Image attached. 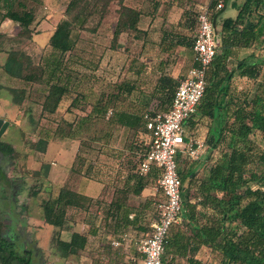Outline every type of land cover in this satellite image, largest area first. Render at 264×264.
Segmentation results:
<instances>
[{
  "label": "rangeland",
  "instance_id": "374dc122",
  "mask_svg": "<svg viewBox=\"0 0 264 264\" xmlns=\"http://www.w3.org/2000/svg\"><path fill=\"white\" fill-rule=\"evenodd\" d=\"M68 1H28L36 13L29 38L19 35L20 27L14 22L0 25V118L9 122L0 141L14 149L9 157L7 172L14 186L10 197L13 200L10 205L12 211L0 199V236L12 235L19 253H23L25 248L31 250L33 264H140L136 246L139 239L149 234L154 217L152 206L146 207L144 202L148 197L151 201L160 197L157 180L148 184L156 192L155 195L140 193L128 196V206L142 211L137 226L119 228L115 232L104 215L113 191L122 186L127 172L138 171L137 159L143 152L139 144L148 137L142 130L125 129L109 121L110 108L105 115L91 116L73 138H59L56 132L60 130L64 134L77 130L79 119L87 116L96 100H104L105 96L112 100L109 105L113 104L118 109L161 111L163 107L154 96L158 76L165 73L180 79L192 60V52L188 48L174 45L169 49L170 43H173L168 37L161 41L162 32L173 30L192 39L198 11L213 0H123L125 5L130 4L142 13L138 26L145 33L140 32L135 38V32L124 31L116 43L112 41V31L118 18L117 1H111L103 13H92L84 27L72 29L74 47L61 57V77L68 82V90L56 110L49 113L42 110L47 85L42 79L45 73H40L39 68L45 58L53 56L48 45L49 37L56 23L65 17ZM214 1L223 3V7L214 12L213 21L218 34L220 20L233 17L236 13L231 4H240L243 0ZM154 2H158L157 8L153 6ZM184 10L189 17L188 27L180 25ZM9 50L27 54L24 58H28L29 62L23 64L24 73H40L41 80L31 82L5 74L1 64ZM251 52L264 58V42L240 53L244 56ZM261 68L264 72V65ZM232 82L237 90H252L255 85L236 74ZM125 83L135 88L130 95L121 90ZM11 88L19 91V97H22L20 104L12 100ZM205 125L204 120H197L192 128L187 129L192 136L200 139ZM43 136L49 139L45 151L41 152L36 142ZM256 140V144L261 146L260 140ZM223 149L219 147L209 152L204 143V151L197 159L177 160L178 171H185L202 160L203 167L199 165L201 170L192 178L196 182L202 178V169L212 166ZM0 185L4 192L5 187H11L9 185L8 188L4 179ZM62 186L86 194L90 200L82 208H68L61 228L44 231L43 236L28 231L32 222L37 224L41 217L42 201L55 196ZM187 190L191 200H196L195 183L190 184ZM148 192L144 190L145 194ZM28 213L33 217L30 223L25 219ZM70 223H74L76 230L87 234L94 227L96 234L88 235L85 248L78 254L61 257L56 249V238H68L72 229ZM33 227L43 228V225ZM176 227L181 225L177 222L171 229ZM218 257L217 254H209L208 260L218 264Z\"/></svg>",
  "mask_w": 264,
  "mask_h": 264
},
{
  "label": "trees",
  "instance_id": "16d2710c",
  "mask_svg": "<svg viewBox=\"0 0 264 264\" xmlns=\"http://www.w3.org/2000/svg\"><path fill=\"white\" fill-rule=\"evenodd\" d=\"M0 22L9 19L20 27L19 35L29 38L32 34L31 25L36 13L28 5L30 0H0ZM34 1V0H33ZM40 1V0H35ZM113 0H69L65 7V17L60 19L52 31L48 45L52 49L51 57L45 58L40 73H45L42 78L47 85V92L42 103V110L52 113L56 110L62 96L68 90V82L61 77V57L70 52L74 47L71 32L73 27H84L92 13H103ZM118 3V18L112 31V41L116 43L124 31L143 32L138 24L142 13L135 8L127 6L123 0ZM227 1V0H225ZM101 3V4H100ZM217 2H210L214 8ZM153 6L158 7V2ZM213 6V7H212ZM236 8L235 15L224 17L219 23V32L216 36L217 46L215 55L207 72V83L194 114L188 119L187 128H192L197 120H208L204 143L209 152L219 147L224 149L218 159L209 168L207 178L192 182L196 171L190 167L180 172L182 212L178 222L181 227L169 229L165 250L170 246L183 255L182 251L190 248L196 251L204 246L210 254H217L218 264H264V58L256 57L253 52L240 58V52L264 42V0H243L240 4L232 3ZM153 17V16H152ZM215 18L214 13L212 14ZM187 10L182 13L181 24L188 27ZM196 30V24H195ZM168 37L172 46L191 49L193 38L179 34L173 30H163L161 41ZM27 54L18 50H9L1 64L5 74L10 77L26 81L41 80L40 73H24L23 64L28 60ZM29 62V61H27ZM233 64V65H232ZM229 65H232L229 67ZM251 80L255 83L252 90H237L232 86L234 75ZM179 78L161 73L156 82L154 96L163 109L170 107L174 90ZM134 86L125 83L121 90L130 95ZM10 94L16 104H20L22 97L19 91L11 88ZM110 97L98 99L93 104L87 116L79 119L77 130L64 133L56 132L59 138L76 136L83 124L90 121L91 116L105 115L111 109L108 118L112 123L125 129H145L144 114H154L158 111L144 112L142 109L115 108L109 105ZM188 130V129H187ZM189 132V131H188ZM149 138V136H148ZM43 136L36 142L39 151L44 152L47 140ZM260 140L259 146L257 140ZM147 141L140 142L143 152L138 157L139 162L148 148ZM141 150V149H140ZM13 147L0 142V169L9 164ZM184 174L189 181L183 182ZM160 169L152 166L145 175L138 171H128L122 186L113 191V196L105 210L107 218L116 232L119 228L137 226L142 211L128 206L130 194L139 195L148 184L157 180ZM191 178V180H190ZM3 177L0 173V183ZM195 183L196 200L192 201L187 188ZM1 186V185H0ZM0 199L7 207L10 202V192L1 186ZM90 200L86 194L62 186L57 194L47 198L41 203L44 221L54 227L64 225L68 208H82ZM154 202V201H153ZM146 207L152 206L147 198ZM133 212L132 218L129 215ZM95 235L96 229H89V233L72 232L69 240L56 238V249L61 257L78 254L88 242V235ZM165 253V252H164ZM163 264L164 254L162 256ZM0 264H33L29 250L21 254L16 251L14 242L0 236ZM187 264H212L202 262L192 257L187 258Z\"/></svg>",
  "mask_w": 264,
  "mask_h": 264
},
{
  "label": "built area",
  "instance_id": "2783aa9c",
  "mask_svg": "<svg viewBox=\"0 0 264 264\" xmlns=\"http://www.w3.org/2000/svg\"><path fill=\"white\" fill-rule=\"evenodd\" d=\"M222 7V1H218L214 8L205 5L198 11L191 45L193 64L179 79L169 109L143 116L149 138L138 172L146 174L153 165L160 169L157 179L160 197L153 202L150 232L137 248L140 264H163L169 229L180 221L182 212L177 160L181 157L197 159L203 151V140L189 134L186 124L196 111L207 83V72L217 46L212 14Z\"/></svg>",
  "mask_w": 264,
  "mask_h": 264
},
{
  "label": "crops",
  "instance_id": "0c3cea01",
  "mask_svg": "<svg viewBox=\"0 0 264 264\" xmlns=\"http://www.w3.org/2000/svg\"><path fill=\"white\" fill-rule=\"evenodd\" d=\"M128 6H130L131 7V5L129 4ZM133 8V7H132ZM11 23L12 21L11 20H9V19H5V20H3V21H1V24L0 25H3V24H6V23ZM190 51L192 52V50L190 49ZM191 54V53H190ZM257 55V54H256ZM244 56H246V55H244ZM244 56H241V53H240V58L241 57H244ZM5 59V58H4ZM4 59H3V61H4ZM3 63V62H2ZM193 64V52H192V60H191V63H190V65L188 66V68H186L185 70H184V72H183V74L182 75H185L186 73H187V70L191 67V65ZM172 76V75H171ZM174 78H176L177 76L175 75V76H173ZM183 77V76H182ZM250 81V80H249ZM239 89H240V87H239ZM204 122L206 123V125H205V132L201 135V137H199L201 140H203L204 141V136H205V133H206V130H207V123H208V120H204ZM187 132H188V130H187ZM189 133V132H188ZM189 134H191V133H189ZM144 135L145 136H147L148 137V133H144ZM5 143V142H4ZM204 151V150H203ZM181 158H186V157H181ZM180 158V159H181ZM202 164V167H203V161L201 160V161H197V162H195V164L193 165V167L191 166L190 167V170L191 171H199V169L200 168H198L199 167V165H201ZM209 166H208V168L207 169H202V172H201V177L202 178H207V176H208V174H209ZM201 170V169H200ZM139 173V172H138ZM140 175H145V174H140ZM198 175V173H196V175L195 176H197ZM190 180H191V178H190ZM187 181H189V178L187 177V174H184V182H187ZM194 181V180H193ZM192 181V182H193ZM10 187V186H9ZM8 187V188H9ZM11 188V187H10ZM9 188V189H10ZM151 187H147V188H145V189H143V191L141 192V195H144V196H152V195H155V193L156 192H154L152 189H150ZM148 190L149 192H148V194H145L144 193V190ZM12 190V189H11ZM149 198V197H148ZM149 200H151V198H149ZM11 201H13V200H10V203H8V205H7V208L9 209V207L11 208V211H12V206H10L11 205ZM153 201L154 200H152L151 202H152V205H153ZM30 208H28V210H29ZM41 211V210H40ZM29 212V211H28ZM40 219L38 220V222H37V224H35L34 222H32V225L30 226V227H28V231H32V233H34L36 236H39L40 234L43 236V234L45 233L44 231H50V232H52L53 231V229L55 228L54 226H52V225H49V224H47L45 221H44V219H43V217H42V214H40ZM132 216H133V212L129 215V218H132ZM25 219H26V221H27V223H30L32 220H33V217L28 213L27 215H26V217H25ZM151 223V222H150ZM43 225V228H34L33 226L35 225L36 227H38L39 225ZM74 224V223H73ZM73 224L72 223H70V226L69 227H72V229L70 230V233H69V236H67L68 238H66L65 240H69V238H70V235H71V233L72 232H74V231H76V232H80V231H78V230H76L75 228H73ZM76 224V223H75ZM8 225H10V223L8 224ZM50 226V227H49ZM9 231V230H8ZM62 231L65 233V234H67L68 235V233H67V231L66 230H64V229H62ZM80 233H82V232H80ZM125 234H123L122 236H124ZM58 237V236H57ZM62 238V237H61ZM123 239H124V237H123ZM140 240L141 239H139V242H140ZM139 242H138V244H137V246H136V249L138 248V245H139ZM190 247V246H189ZM186 248L184 251H182V253H183V255H181L180 256V253L179 252H177V251H175L174 250V248L173 249H171L170 248V246L168 247V248H166V250H165V253H164V261L166 262V264H187V258L188 257H192V258H195V259H199V260H201L202 262H204V261H208V263H210V260H208V256H209V254H210V250L208 249V248H206V247H204V246H201V247H199L196 251H191L190 250V248ZM137 251H138V249H137ZM139 253V252H138ZM139 256H140V253H139ZM140 260H141V258H140ZM214 263V262H213ZM212 263V264H213Z\"/></svg>",
  "mask_w": 264,
  "mask_h": 264
},
{
  "label": "flooded vegetation",
  "instance_id": "af4514ba",
  "mask_svg": "<svg viewBox=\"0 0 264 264\" xmlns=\"http://www.w3.org/2000/svg\"><path fill=\"white\" fill-rule=\"evenodd\" d=\"M1 142V141H0ZM2 157V155H1V153H0V158ZM7 159H9L8 157H6ZM9 164H7V166H4V167H2V169H0V173H1V175L3 176V179L6 181V183H7V185H8V187H9V185L11 186V188L10 189H8L9 190V192H10V197H11V194H12V190L11 189H14V186H13V184L11 183V180L8 178V176H7V172H8V170H9ZM11 200V199H10ZM10 203V202H9ZM7 236H4L6 239H8V240H10L11 242H13V240H12V235H10L9 236V234L7 233L6 234ZM29 249L28 248H25L24 249V251H23V253H21V254H24V253H26L27 251H28ZM29 252H30V256H31V250H29Z\"/></svg>",
  "mask_w": 264,
  "mask_h": 264
},
{
  "label": "water",
  "instance_id": "95a60500",
  "mask_svg": "<svg viewBox=\"0 0 264 264\" xmlns=\"http://www.w3.org/2000/svg\"><path fill=\"white\" fill-rule=\"evenodd\" d=\"M7 127H9V122L4 120L3 118H0V139Z\"/></svg>",
  "mask_w": 264,
  "mask_h": 264
}]
</instances>
